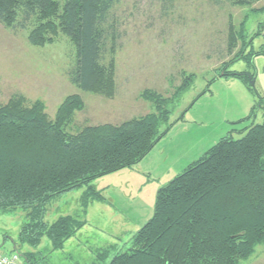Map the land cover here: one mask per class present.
<instances>
[{
    "label": "trees",
    "instance_id": "obj_1",
    "mask_svg": "<svg viewBox=\"0 0 264 264\" xmlns=\"http://www.w3.org/2000/svg\"><path fill=\"white\" fill-rule=\"evenodd\" d=\"M118 1L0 0V23L29 30V41L35 46L52 43L62 33L76 47L70 82L81 92L113 98L117 91L115 55L121 48L114 15ZM208 1L215 6L244 7L261 0ZM256 11L264 12V7ZM245 24L246 20L238 31L230 27V50L238 42L240 50L221 67L223 77H242L228 67L245 59L248 46L262 35L248 38ZM263 54L251 51L249 56ZM194 76L183 75L170 96L144 91L143 99L152 106L145 116L119 125L86 126L76 132L70 127L75 114L84 109L79 95L68 97L53 119L42 101L29 102L22 95L0 105V216L24 213L19 243L36 250L23 253L17 246L12 253H18L25 264H46L45 256L37 251L44 238L51 242L53 252L64 250L86 222L67 215L48 224V204L81 188H86L81 197L84 211L93 201L105 202L93 183L140 164L153 151L175 125L171 116ZM209 91L208 86L200 96ZM260 105L263 109L264 98ZM255 114L253 111L237 124L251 122ZM261 246L264 113L262 123L252 121L240 131L233 130L162 187L153 217L132 237L130 247L106 264H241ZM111 249L99 253L98 261L105 262Z\"/></svg>",
    "mask_w": 264,
    "mask_h": 264
},
{
    "label": "rangeland",
    "instance_id": "obj_2",
    "mask_svg": "<svg viewBox=\"0 0 264 264\" xmlns=\"http://www.w3.org/2000/svg\"><path fill=\"white\" fill-rule=\"evenodd\" d=\"M262 7L264 0L244 7L215 6L208 0H119L114 15L121 48L115 55L117 91L113 98L81 92L70 82L76 47L62 33L52 43L35 46L29 41V30L0 23V105L22 95L29 102L42 101L53 119L68 97L79 95L84 109L75 114L71 132L145 116L152 106L143 99L144 91L170 96L183 75H195L171 116L175 125L153 151L140 164L93 183L105 202L93 201L84 211L81 197L86 188H81L48 204V224L70 215L86 225L61 251L53 252L51 242L44 238L37 251L45 256L46 264H106L116 253L127 250L132 237L153 217L162 187L233 130L240 131L252 121L262 123L264 54L249 56L251 51L264 52V12L256 11ZM245 20L248 38L262 35L248 46L245 59L228 67L242 77H223L221 67L240 50V42L230 50V27L238 31ZM208 86L210 91L200 96ZM253 111L251 122L237 124ZM24 222L22 212L0 216V249L4 253L17 246L23 253L36 251L19 243ZM110 247L107 260L98 261L99 253ZM241 264H264V246Z\"/></svg>",
    "mask_w": 264,
    "mask_h": 264
},
{
    "label": "built area",
    "instance_id": "obj_3",
    "mask_svg": "<svg viewBox=\"0 0 264 264\" xmlns=\"http://www.w3.org/2000/svg\"><path fill=\"white\" fill-rule=\"evenodd\" d=\"M0 264H25L18 253L6 254L0 249Z\"/></svg>",
    "mask_w": 264,
    "mask_h": 264
},
{
    "label": "water",
    "instance_id": "obj_4",
    "mask_svg": "<svg viewBox=\"0 0 264 264\" xmlns=\"http://www.w3.org/2000/svg\"><path fill=\"white\" fill-rule=\"evenodd\" d=\"M221 76H222V74H221Z\"/></svg>",
    "mask_w": 264,
    "mask_h": 264
}]
</instances>
